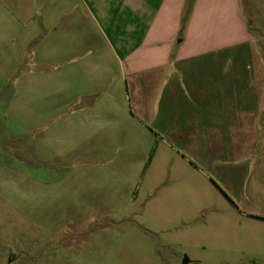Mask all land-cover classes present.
<instances>
[{"label": "crops", "instance_id": "obj_1", "mask_svg": "<svg viewBox=\"0 0 264 264\" xmlns=\"http://www.w3.org/2000/svg\"><path fill=\"white\" fill-rule=\"evenodd\" d=\"M77 5L81 16L66 18L58 40L45 46L46 57L58 53L61 62L58 158L74 166L133 165L143 179L154 167L161 184H179L184 175L189 181L197 171L241 212L264 220V0ZM119 149L116 164L110 154ZM72 248L61 243L45 252ZM4 261L20 258L11 253Z\"/></svg>", "mask_w": 264, "mask_h": 264}, {"label": "rangeland", "instance_id": "obj_2", "mask_svg": "<svg viewBox=\"0 0 264 264\" xmlns=\"http://www.w3.org/2000/svg\"><path fill=\"white\" fill-rule=\"evenodd\" d=\"M77 1L0 0V264L11 253L18 264H264V220L203 173L161 184L154 167L143 179L133 165L58 158L61 62L45 46L81 16ZM61 243L75 248L46 254Z\"/></svg>", "mask_w": 264, "mask_h": 264}]
</instances>
